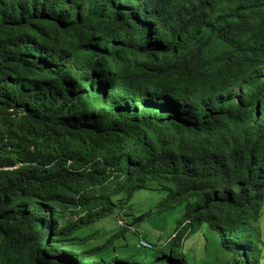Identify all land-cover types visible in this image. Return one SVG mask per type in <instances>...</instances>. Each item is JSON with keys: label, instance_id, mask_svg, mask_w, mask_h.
Returning <instances> with one entry per match:
<instances>
[{"label": "trees", "instance_id": "1", "mask_svg": "<svg viewBox=\"0 0 264 264\" xmlns=\"http://www.w3.org/2000/svg\"><path fill=\"white\" fill-rule=\"evenodd\" d=\"M263 217L264 0H0V264H264Z\"/></svg>", "mask_w": 264, "mask_h": 264}, {"label": "rangeland", "instance_id": "2", "mask_svg": "<svg viewBox=\"0 0 264 264\" xmlns=\"http://www.w3.org/2000/svg\"><path fill=\"white\" fill-rule=\"evenodd\" d=\"M159 196H160V193H156V192H147V191L138 192L136 193L134 198L129 202L127 206L126 205L123 206L124 208L122 212L128 213L130 211L133 216H138L139 211H142V212L149 211V209L155 207L159 201ZM181 213L182 211H180V208L162 212V213H157V214L155 213L152 215L150 219L146 220L145 222L146 227L144 228L145 231H142L141 227H136L135 230L137 233L133 231L134 235L130 234V236L125 234L126 239H122V240L127 243L131 242L132 244H136L138 242L137 240L140 237V235H144L147 239H150L151 242H154L155 238L158 239L160 234H163V236L165 237L173 231V229L175 228L174 222ZM116 219L117 218L115 215L105 217L102 220L90 225L89 227L84 228L82 231H80V234H84L83 232H88L94 229L95 230L102 229L104 231H111V230L114 231V229H116L118 231L120 229L116 227L115 225ZM121 219H123V217H121ZM128 219L130 220V216L129 218L127 216V220ZM252 228L254 229L253 232L257 233L259 236L260 242L258 243V245L260 247L264 246L262 243L264 242V217L259 225L254 224L252 225ZM77 234H79V232H77ZM211 253L212 252L209 247L208 254L211 255ZM206 255L204 258L205 260H200L198 261L197 264H211L212 262L211 260H209V255L207 256ZM225 255L223 254L222 250L219 251L217 255L214 254L213 262L219 259L221 260L223 256Z\"/></svg>", "mask_w": 264, "mask_h": 264}, {"label": "built area", "instance_id": "3", "mask_svg": "<svg viewBox=\"0 0 264 264\" xmlns=\"http://www.w3.org/2000/svg\"><path fill=\"white\" fill-rule=\"evenodd\" d=\"M120 221H121V220H119V221H118V224H119V225H121V224H122V221H121V222H120ZM120 223H121V224H120ZM142 245H143L144 247H149V245H148V244H146V243H142Z\"/></svg>", "mask_w": 264, "mask_h": 264}]
</instances>
